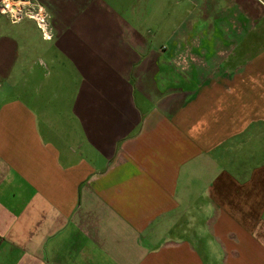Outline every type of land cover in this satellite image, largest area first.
Here are the masks:
<instances>
[{
    "label": "crops",
    "instance_id": "crops-1",
    "mask_svg": "<svg viewBox=\"0 0 264 264\" xmlns=\"http://www.w3.org/2000/svg\"><path fill=\"white\" fill-rule=\"evenodd\" d=\"M149 1L0 13V264H264V0Z\"/></svg>",
    "mask_w": 264,
    "mask_h": 264
},
{
    "label": "rangeland",
    "instance_id": "rangeland-1",
    "mask_svg": "<svg viewBox=\"0 0 264 264\" xmlns=\"http://www.w3.org/2000/svg\"><path fill=\"white\" fill-rule=\"evenodd\" d=\"M7 2H8V0H6ZM175 0H157L155 3H156V5L157 6H159L160 4H162L163 5V8H165V9H168V10H170L171 8H175V2H174ZM178 1V0H177ZM152 2V3H151ZM153 2V0H151V1H149V4L148 5H146V9H151V8H153V6H154V3ZM9 3V2H8ZM160 3V4H159ZM182 3V1H180V3L178 4V5H180ZM10 4H11V7L12 6H15V5H13L12 4V2H10ZM24 5V3L23 2H20V3H18L17 4V6H18V8L20 9L22 6ZM178 8H180V7H178ZM38 10H39V8L37 7V4H34L33 5V7H32V15H36V14H38ZM25 12V10H23V13ZM4 15H9V16H11L12 14L11 13H8V14H4ZM13 16V15H12ZM11 16V17H12ZM44 18V15H40V18L39 19H43ZM32 19H34L35 20V22H36V24H38L39 23V19H37V17L36 16H33V18ZM45 23L47 24V25H50V16L49 15H47V18H46V20H45ZM35 23L33 22V20H30V19H28L27 17H24L23 18V20H22V22H21V25L22 26H25L26 28H28V27H32L33 25H34Z\"/></svg>",
    "mask_w": 264,
    "mask_h": 264
},
{
    "label": "built area",
    "instance_id": "built-area-1",
    "mask_svg": "<svg viewBox=\"0 0 264 264\" xmlns=\"http://www.w3.org/2000/svg\"><path fill=\"white\" fill-rule=\"evenodd\" d=\"M21 0H9V2H12L13 5L15 6H12V11L9 9V6L7 4V1L5 0L4 4L2 5V7L0 8V13L1 14H8V13H11L14 18L17 20L19 19V15L20 13L23 11V8H18V6L16 4L20 3ZM23 7V6H22ZM41 13V10L39 11V14ZM47 18V15L44 14V18L42 20H39L40 21V27L42 28V25L43 27L46 26V23H45V20ZM42 22V24H41Z\"/></svg>",
    "mask_w": 264,
    "mask_h": 264
},
{
    "label": "bare ground",
    "instance_id": "bare-ground-1",
    "mask_svg": "<svg viewBox=\"0 0 264 264\" xmlns=\"http://www.w3.org/2000/svg\"><path fill=\"white\" fill-rule=\"evenodd\" d=\"M8 2H9V0H8ZM7 2V4H8V6H9V9L12 11V7H11V4H10V2L8 3Z\"/></svg>",
    "mask_w": 264,
    "mask_h": 264
}]
</instances>
